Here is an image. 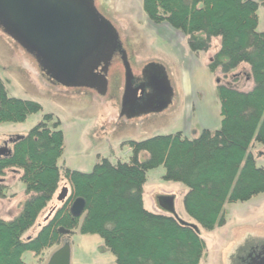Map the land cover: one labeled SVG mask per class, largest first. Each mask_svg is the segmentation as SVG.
Returning <instances> with one entry per match:
<instances>
[{"label": "trees", "instance_id": "1", "mask_svg": "<svg viewBox=\"0 0 264 264\" xmlns=\"http://www.w3.org/2000/svg\"><path fill=\"white\" fill-rule=\"evenodd\" d=\"M259 5L254 0H142L147 18L181 32L193 53L208 50L211 38L219 37L220 48L209 70L219 68L226 77L247 64L242 75L252 83L250 88L239 86L238 73L231 80H218L221 119L213 132L202 129L188 138L178 131L128 141V162L99 157L90 172L64 167L69 196L51 208L50 219L34 237L23 240L22 234L59 185L63 132L59 121L48 124L53 117L46 114L26 135L12 139L10 151L0 153V177L8 168L21 169L20 180L29 194L17 216L0 218V264H25L24 252L39 254L58 244L60 227L98 235L115 264H199L205 242L196 228L144 208L142 187L147 171L162 165L164 179L187 187L184 209L207 230L224 224L225 203L264 193V168L255 164L249 151L253 140L264 144V31L257 30ZM40 109L35 101L8 96L0 79V123L22 122ZM76 197L85 203L80 217L69 213Z\"/></svg>", "mask_w": 264, "mask_h": 264}, {"label": "rangeland", "instance_id": "2", "mask_svg": "<svg viewBox=\"0 0 264 264\" xmlns=\"http://www.w3.org/2000/svg\"><path fill=\"white\" fill-rule=\"evenodd\" d=\"M257 10L258 31H264L263 0H254ZM95 7L114 27L132 73L152 64L158 66L173 89L168 107L127 117L121 114V91L124 76L123 65L113 62L105 78L104 88H68L55 84L46 76L34 55L26 52L0 28V79L8 96L37 102L41 109L22 122L0 123V147L11 149L15 136H24L46 114L52 115L50 126L59 121L63 132L64 151L58 159L59 185L48 205L38 214L34 224L22 239L34 237L50 219L54 209L63 202L57 199L60 190L71 186L63 175L68 167L80 172H90L99 157L110 163L128 162V141H142L156 135H168L181 131L188 138L197 137L202 123L220 126L218 80H231L238 73L243 89L251 84L242 72L249 67L241 64L223 77L220 69L208 68L220 48V38H211L206 51H190L186 37L166 23H152L142 8V0H96ZM234 73V74H233ZM75 88V87H74ZM218 118V121H217ZM255 164L264 168V144L252 141L249 147ZM145 153L142 155V159ZM21 169L8 168L0 177V218L10 220L18 215L29 197L20 180ZM162 165L146 173L142 187L144 208L156 212H168L161 197L173 198V213L181 222L196 226L205 242L199 264H264V193H258L246 201L227 202L224 205L225 222L211 230L201 227L185 211L183 197L187 187L163 177ZM166 194V195H165ZM156 209V210H154ZM158 213V212H157ZM64 241L71 243V264H115V256L96 234H80L60 238L58 244L39 254L26 251L22 254L25 264H46L50 254Z\"/></svg>", "mask_w": 264, "mask_h": 264}, {"label": "water", "instance_id": "3", "mask_svg": "<svg viewBox=\"0 0 264 264\" xmlns=\"http://www.w3.org/2000/svg\"><path fill=\"white\" fill-rule=\"evenodd\" d=\"M0 28L34 55L53 80L66 87H86L96 78L94 69L112 54L118 39L114 27L98 13L94 0H0ZM93 51L96 57L92 61ZM122 59L126 68L124 96L130 86V69L126 56ZM100 79L105 84L104 76ZM162 80L170 87L166 76ZM5 151L10 149L0 147V153ZM68 196L63 187L57 199L62 201ZM161 200L172 212L173 198ZM84 207V200L76 197L69 213L80 217ZM59 232L68 234L69 230L60 227ZM46 264H71L70 242L64 241L57 247Z\"/></svg>", "mask_w": 264, "mask_h": 264}, {"label": "flooded vegetation", "instance_id": "4", "mask_svg": "<svg viewBox=\"0 0 264 264\" xmlns=\"http://www.w3.org/2000/svg\"><path fill=\"white\" fill-rule=\"evenodd\" d=\"M96 0H94V3ZM95 5V4H94ZM123 56H125V52L122 49L121 43L119 39H117V43L115 46L114 51L111 55L108 57H105L106 61L101 62L97 65L96 69H94V73L96 75V78L92 79L90 82L87 83L88 88H94L95 90L99 91L100 89L104 88L105 84H102L101 82V75L106 76L107 71L111 67L113 62L119 61L120 64L123 65V76H124V83H123V89L121 91V114L127 115V117H133V116H139L143 113L149 112V111H160L165 109L169 106V104L172 101V98L174 96L173 89L170 88L165 82H163L162 77L164 76L163 72L161 71L159 64L158 66L155 65H148V68L146 69L141 68L138 75H134L132 73V69L130 66V62L128 61L129 65V74L128 77L130 79L129 82V90L128 92L123 96L124 87L126 84V68L124 66ZM96 53L93 51L90 58L92 61L95 59ZM44 69V67H42ZM46 69H44V72L46 76H48L49 80L56 82L53 80L50 75L46 73ZM60 84V83H59ZM70 88V87H68ZM73 89H80L81 87H71ZM66 199L62 200L61 202H64ZM73 233L71 231L68 232V234H62L63 237L67 235H72ZM71 244V243H70Z\"/></svg>", "mask_w": 264, "mask_h": 264}, {"label": "crops", "instance_id": "5", "mask_svg": "<svg viewBox=\"0 0 264 264\" xmlns=\"http://www.w3.org/2000/svg\"><path fill=\"white\" fill-rule=\"evenodd\" d=\"M220 119H221V116H220ZM217 121H218V118H217ZM213 126L215 127L216 126V123H215V125H208L207 123H202V127H203V129H211V128H213ZM187 137V136H186ZM166 195V194H165ZM154 210H156V209H154ZM153 212V211H152ZM162 213V214H166V215H174L173 213H170V212H163V211H160V210H156V212L155 213Z\"/></svg>", "mask_w": 264, "mask_h": 264}]
</instances>
